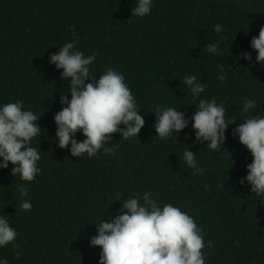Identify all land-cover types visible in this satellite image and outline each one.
Here are the masks:
<instances>
[{
  "label": "trees",
  "instance_id": "1",
  "mask_svg": "<svg viewBox=\"0 0 264 264\" xmlns=\"http://www.w3.org/2000/svg\"><path fill=\"white\" fill-rule=\"evenodd\" d=\"M134 0H0V104L23 101L40 116L43 132L31 146L40 148L41 172L32 182L0 169V216L18 236L0 248L9 264H98L101 249L90 247L98 219L117 214L123 200L151 192L159 203H173L193 216L213 242L206 264H264V203L239 180L247 175L251 153L232 130L250 116L241 111L245 99L256 101L253 115L264 111V65L236 57L250 52L252 37L264 27V0H154L151 14L131 17ZM219 53L206 45L219 36ZM75 26V35L69 31ZM79 37L76 49L96 54L90 72L98 78L107 68L125 76L145 125L137 138L112 134L113 149L88 159L71 155L55 143L54 115L61 110L68 81L49 57ZM227 79L221 82L218 64ZM195 75L205 84L197 99L185 90L183 78ZM70 98V97H69ZM216 98L226 109L229 125L223 149L212 151L196 142L191 124L177 140L155 136L158 106H172L190 117L200 99ZM196 105V106H195ZM124 127V125H121ZM82 141L85 137L77 133ZM196 154L203 175L182 159L184 146ZM27 183L22 197L18 185ZM32 209L22 211V200ZM142 202V199H141ZM21 254L16 259V253Z\"/></svg>",
  "mask_w": 264,
  "mask_h": 264
},
{
  "label": "clouds",
  "instance_id": "2",
  "mask_svg": "<svg viewBox=\"0 0 264 264\" xmlns=\"http://www.w3.org/2000/svg\"><path fill=\"white\" fill-rule=\"evenodd\" d=\"M153 4L154 0H134L131 17L149 16ZM213 29L219 39L207 44L206 48L216 55L224 29L220 24L213 25ZM69 31L75 35V26H71ZM78 43L79 37L75 36L49 57V64L62 70L60 78L68 81V91L62 93L59 100L61 110L53 117L55 143L60 148L71 145L69 151L74 157L81 158L86 154L88 159H92L101 149L105 154L113 151L105 146L112 141V134L119 133L126 140L137 138L145 120L124 74L107 68L96 78L95 73L90 72L96 54L85 56L76 49ZM250 47L257 53L254 60L250 52H243L236 59H243L253 67L264 65V27L258 36L252 37ZM218 67L220 74L217 79L224 82L227 72L223 64L219 63ZM183 84L194 100L205 91V84L195 75L185 76ZM241 111L251 114L233 128L232 135L251 153L252 161L246 165L247 175L240 178L239 184L241 187L250 186L252 195L264 203V111L253 115L259 111L253 99H245ZM154 113L155 136L163 140L174 136L177 140L181 131L191 124L195 141L212 151L223 149L226 130L237 121L226 119L224 104L218 103L216 98L200 99L190 117L172 106H158ZM40 116L32 110H25L21 100L0 104V169H7L11 164L12 175L19 176L22 182L34 181L41 172L38 167L40 148L31 146L33 139H40L43 132L38 123ZM78 132L85 137L82 141L76 138ZM190 147L184 146L182 159L195 173L203 175L204 169L198 167L197 155ZM18 190L22 197L28 196L27 183L18 185ZM121 203L117 214L107 216V222L100 218L92 223L96 234L88 240L90 247L101 249L98 264H206L208 253L204 250L211 249L213 242L208 240L205 243L203 227L181 207L159 203L152 198L150 191L144 192L142 198L129 197ZM20 209L30 211L31 200H22ZM17 236V230L4 216H0V248L9 244L17 248ZM15 258L20 259L21 254L17 252ZM0 264L9 262L0 257Z\"/></svg>",
  "mask_w": 264,
  "mask_h": 264
}]
</instances>
